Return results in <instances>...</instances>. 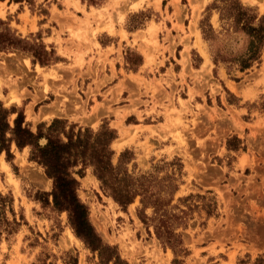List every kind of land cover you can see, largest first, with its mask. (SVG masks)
I'll list each match as a JSON object with an SVG mask.
<instances>
[{
  "label": "rangeland",
  "instance_id": "374dc122",
  "mask_svg": "<svg viewBox=\"0 0 264 264\" xmlns=\"http://www.w3.org/2000/svg\"><path fill=\"white\" fill-rule=\"evenodd\" d=\"M159 1L0 0V20L15 35L53 51V60L40 66L29 51L0 50V104L21 111L31 130L52 118L93 131L106 125L115 131L112 163L127 149L128 172L155 166L157 176L174 172L166 208L187 213L185 226H174L184 248L176 254L141 221L138 196L122 207L100 189L90 167L82 176L73 174L89 223L127 264H172L174 257L182 264H264V42L259 60L241 71L233 58L249 39L233 23L234 0H171V10ZM237 1L247 17L255 15L254 25L264 15V0ZM12 2L32 20L50 19L21 36L17 29H25L14 25L15 12L4 15ZM182 15L185 21L188 16L186 34L181 22L172 23L183 35L184 68L175 79L170 65L158 73L167 59L156 58L157 35L168 33L164 18L179 21ZM47 29L54 37L41 40ZM124 30L135 32L131 45ZM115 34L126 43L123 50L117 44V60L125 63L118 73L130 84L116 80L114 61L107 59L112 49L100 50L95 40L115 41ZM192 35L196 50H188ZM10 152L0 153V264H97L96 253L73 234L66 212L44 201L51 200V179L28 160V148L11 143ZM151 212L143 210L145 216Z\"/></svg>",
  "mask_w": 264,
  "mask_h": 264
},
{
  "label": "trees",
  "instance_id": "16d2710c",
  "mask_svg": "<svg viewBox=\"0 0 264 264\" xmlns=\"http://www.w3.org/2000/svg\"><path fill=\"white\" fill-rule=\"evenodd\" d=\"M88 5H98L103 0H81ZM236 13L233 23L248 36L247 49L242 55L233 58L237 61L239 70H244L259 60L260 49L264 42V15H261L254 25L255 15L245 14V7L234 0ZM246 16V17H245ZM0 50L19 49L31 53V62L40 66L49 63L53 51H46L42 44L29 43L15 35L8 24L0 20ZM203 32V31H202ZM204 33V32H203ZM224 60V57L219 56ZM14 117L9 122V115ZM115 138V131L106 125H100L96 130L87 127L67 124L66 120L52 118L49 123L40 122L34 130L24 121L21 111L13 107L3 108L0 104V153L11 157L10 144L17 149L28 148L27 158L40 165L47 178L51 179L50 203L46 204L56 211H65L67 222L73 234L84 246L95 252L97 264H127L121 259L116 247L101 241L98 234L88 221L87 208L76 195L77 180L73 174L82 176L86 167L99 182L100 189L109 195L118 205L126 206L134 197L139 198V217L148 226H152L154 235L162 245L169 246L173 252L184 251L179 232H174V226H185L183 209L177 207L179 214L170 212L166 206L171 200L175 184L174 172L157 176L159 166L152 171L138 174L128 172L125 164L132 158L131 152L123 149L119 152L116 162H111L112 151L110 142ZM40 140H43L42 143ZM178 160L177 158H174ZM169 164H173L170 162ZM177 171L180 163L176 164ZM177 200H184L177 198ZM1 201V199H0ZM0 202V219L2 206ZM151 208V215L145 216L143 210ZM5 222V221H4ZM172 264H182L174 257Z\"/></svg>",
  "mask_w": 264,
  "mask_h": 264
},
{
  "label": "crops",
  "instance_id": "0c3cea01",
  "mask_svg": "<svg viewBox=\"0 0 264 264\" xmlns=\"http://www.w3.org/2000/svg\"><path fill=\"white\" fill-rule=\"evenodd\" d=\"M170 2H171V0H165V3L167 5H169L170 10H171V3ZM159 5L161 6V0L159 1ZM11 6L13 7L12 10L10 8ZM16 8H18V2L7 3L6 4V9L4 11V15L13 14L12 11L15 12L14 18L16 19V21H14V25H17L20 28L24 27V29H25L24 32H22L20 29H17L18 33L21 36H24V35L28 36L30 34H33L39 28H41L43 25H45L46 21L48 19H50V16L48 17V15H47V16H44L45 20H41V18H36V19L32 20V18H31L32 16H31L30 13L28 15H25V12H24L23 8H19L18 11H16ZM47 17H48V19H47ZM162 22H163V24H165V28H166V30H168L169 34L166 31H162L161 30L159 32V34L157 35V41H158V44L160 45L159 52L161 53V55L158 54L156 56V58H157V60H160L161 58L162 59L164 58V59H167V61L164 60L163 64L161 66H159L157 70H158L159 74H162V73H164V72H166L168 70L169 65H170L171 66V70H172V72H173V74L175 76V79H180L179 73L181 72V70L184 67H183V65L180 62L179 52L182 51V49H183V43L179 42L178 39H181L183 37V35H182V32H181L180 29L177 30L176 28H174L172 26V23L176 22L177 24H179L181 22V24L183 26V31L186 34L187 33V26H188L187 25L188 24V16H187L186 21L183 18V15H182L179 18V21L176 18H171V20H168L167 18H164L162 20ZM53 28H54V30L57 29L55 25H53ZM115 29H118V28L115 27ZM124 33H125V39L128 41V44L131 45L130 41L132 40V35H134L135 32L124 30ZM44 34H45L44 37L40 38L41 40H44V39H47V38H50V37L51 38L54 37V32L52 30H49V29H47V31ZM107 35L110 36V34H107ZM115 36H116L115 41L109 40V41H105L104 43H100L99 41H97L96 38H95V40H96V43L98 44L100 50H105L106 48H111L112 49L111 53L108 54L107 59H112L114 61L113 62V67L115 69L116 80H123L124 79V81H126L127 84H130L128 79L121 77V75L118 73L119 69H123V70L125 69V67H124L125 63L124 64H119V61L117 60V57H118L117 51H116L117 50V44H118V41H120L121 43H120L119 47L121 48V50H123V46H125L126 43H125V40L124 39H120L117 34H115ZM167 37H169V38H167ZM162 40H164V41H162ZM172 41L174 42V45L171 46ZM187 42H188L187 43L188 50H191V49L196 50V47L193 44L194 35L190 36ZM133 48L135 50H137V46L134 45V44H133ZM94 51H95V49L92 48V52H94ZM87 57H88V55H87ZM92 57H93V59H95L96 55H93ZM172 57L174 58V60H172ZM200 61L202 62V57H201ZM140 66H143V59L141 61V65ZM140 66H139V68H140ZM100 67H101V64L99 63L98 66H97L98 70H100ZM189 67L194 69V70L198 69L196 67L191 66L190 62H189ZM104 68L106 70V74H109L108 73L109 70H110L109 65L105 64ZM138 71H139V69H138ZM99 75H100V73H99ZM115 83H116V81H115Z\"/></svg>",
  "mask_w": 264,
  "mask_h": 264
},
{
  "label": "bare ground",
  "instance_id": "6f19581e",
  "mask_svg": "<svg viewBox=\"0 0 264 264\" xmlns=\"http://www.w3.org/2000/svg\"><path fill=\"white\" fill-rule=\"evenodd\" d=\"M47 180V179H46Z\"/></svg>",
  "mask_w": 264,
  "mask_h": 264
}]
</instances>
